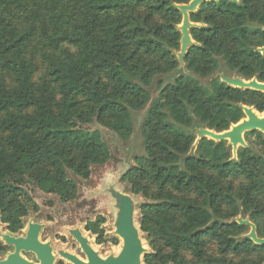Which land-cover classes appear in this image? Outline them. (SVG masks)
Here are the masks:
<instances>
[{
	"label": "trees",
	"instance_id": "obj_1",
	"mask_svg": "<svg viewBox=\"0 0 264 264\" xmlns=\"http://www.w3.org/2000/svg\"><path fill=\"white\" fill-rule=\"evenodd\" d=\"M4 1L0 0V6ZM189 1L42 0L58 24L45 29L48 44L58 47L69 42L77 46L75 55L64 51L61 59L49 65L48 74L61 94L54 110L36 96L29 65L23 58L22 48L36 29L8 28L5 9L0 11V71L11 73L16 83L13 91L0 90V108L16 111L2 123L7 135L0 146V222L6 230L18 232L28 212L38 211L21 188L24 177L42 193L54 194L65 203L75 200L78 193L76 183L66 176L67 170L87 180L91 166L108 162L109 148L100 133L82 130L78 124L90 123L95 117L122 141L130 138V110L142 109L150 101L146 88L154 76L178 66L175 53L181 35L176 27L181 14L173 5ZM129 6H148L150 11L145 15L126 11L122 17L125 23L121 19L99 20L100 14ZM151 15L161 21L152 24ZM189 19L204 25L189 29L194 45L187 49L183 62L190 72L208 77L216 72L217 58H221L226 68L241 78L255 77L264 83V53L257 51L264 47V0H238V4L210 0L190 13ZM247 23L257 26L248 27ZM124 37L135 49L155 55L161 63L146 64L134 58L137 50L125 51ZM156 87L159 93L149 102L140 126L146 156L135 158L136 166L121 178L128 181L133 195L161 201L139 206V227L147 236L155 230L172 254H144L143 264H183L181 250L191 253L195 259L192 264H232L226 253L256 251L258 259L251 264H261L264 256L257 246L238 238L245 227L228 221L238 213L234 198L224 200L231 206L228 213L222 212L219 182L222 177L244 175L248 185L240 199L252 202L256 195L264 196V170L257 162L250 165L248 149L238 153V161L230 159L223 142L212 146L203 139L198 147L200 155L185 156L195 140L188 128L228 130L243 118L240 105L264 112V94L228 87L219 78L204 87L185 75L166 85L158 80ZM106 115L109 119L103 120ZM256 134L264 144V137ZM54 142L65 145L59 148ZM148 181L159 191L155 198L150 197ZM167 188L177 193L192 191L195 197L180 200L168 192L163 194ZM241 206L247 207V203ZM104 223L102 216H96L85 226L97 236L98 244L104 242ZM209 241L216 242L218 257H205Z\"/></svg>",
	"mask_w": 264,
	"mask_h": 264
},
{
	"label": "rangeland",
	"instance_id": "obj_2",
	"mask_svg": "<svg viewBox=\"0 0 264 264\" xmlns=\"http://www.w3.org/2000/svg\"><path fill=\"white\" fill-rule=\"evenodd\" d=\"M2 5L3 6H0V11L4 12L5 9V14H7L8 16V28L22 29L24 27L32 26L34 29H36V31L34 32V36L22 48L23 58L29 65V69L31 71V79L36 96L45 101L50 109L54 110L61 94L59 86L52 81V78L48 74L49 65L54 61L61 59L64 55V51L67 54L75 55L77 52V46L69 42L61 43L58 47H52L48 44L45 29H52L55 25L58 24L53 21L51 13L49 12L46 4L42 2V0H5L4 4ZM130 10L135 11V13H138L140 15H145L146 13H148V11H150L148 6H129L128 8H123L119 12H112L106 15L100 14L99 20L108 21L109 19H121L122 23H125V20L122 18L123 14L124 12ZM150 18L152 24H157L161 21L160 17L157 15H151ZM249 26L256 27L255 24H249ZM201 27H204V25H201L198 28ZM123 44L125 51L135 49V47L131 45V42L126 37L123 38ZM134 58H137L141 62L146 64H154L158 62L161 63V61L158 60L155 55L143 53L139 50L135 52ZM217 60L219 64L217 71L205 78L199 77L190 72L186 68L184 62H182L181 65L178 63L177 68L173 71L154 76L150 86L146 88L149 94L150 101L156 98L159 93V89L156 87V82L158 80H161L163 85H166L172 82V80L177 76L185 75L197 80L200 85L207 87L212 79L219 78L220 75L231 78L237 77L235 72H230L224 66L221 58H217ZM98 75L102 81L106 82V78L103 76V74L100 73ZM15 89L16 83L13 75L6 71H0V90L13 91ZM80 100L82 104L85 103L84 99L80 98ZM149 102L142 109L130 110L132 134L127 141H122L121 139H119L114 132L98 123L95 117L91 118L90 123L78 124L79 128L82 130L98 131L100 133L102 141L109 148L110 158L104 165L91 166L90 177L87 180H82L73 175L72 172L68 170L66 171L67 178L73 180L78 187V193L75 200L63 203L54 194L42 193L37 188L36 184L30 179L24 177L23 180H21L22 190L38 208L37 212L29 211L27 216L22 219L24 226L23 231L25 233L26 225L29 222L38 223L41 225L42 229L39 235V239L41 241L48 240L49 242H51L55 259L54 264H56L57 261H59L58 259H60L57 254L59 251L67 253L72 252L85 260L84 255L80 253L78 247L76 248L75 245H77V243L71 237L69 231L72 229H78L84 237H89L90 241L92 242L91 244H93L94 237L91 236L90 233H85L84 226L86 221H93L96 216H102L105 219V223L101 226L104 231L105 241L99 246L92 245V248L96 252H98L99 256L101 257H106L109 254L115 255L118 253L121 246V240L113 234L114 215L113 209L111 208V204L113 202L106 194L103 193L104 189L108 185L107 183L112 182L116 183V186L121 193L130 196L135 203L134 221L136 227L139 229V236L142 244L146 249L145 254L158 253L160 256H167L168 254H172L171 249L165 245V242L161 239V237L155 230H153L151 236H147V234L141 232L139 227V206L142 204L155 205L161 203V201H158L156 199H147L142 197L141 195H133L131 193V188L128 181H121L122 175H124L129 169L136 166V163L134 161L135 158L140 159L146 156L142 145L140 126L143 118L145 117ZM15 112L16 111L11 108H0V146L4 145L7 135V132L4 130L2 123L9 114H15ZM108 119L109 117L108 115H106L103 120ZM195 129L188 128V130L192 132H194ZM203 139L214 143L213 140L205 137H201L198 139L195 135L194 143L190 147L189 152L185 157H197L198 155H200L201 152L199 151L198 147L200 141H202ZM245 142L247 145L251 146V149L248 151L251 157L250 165L255 166L257 162V165H260L261 169L264 170L263 158L260 156L261 153H256L255 151V149H258L257 147H255V138L246 136ZM53 144L58 145L59 148L65 145L64 143L57 144L56 142H54ZM213 145L214 144H212V146ZM66 149L68 150V148ZM239 149L240 148L238 147L235 155H233V153L231 152V147H226V151H230V159H232L233 161H238L237 155L238 153H240ZM182 161L183 160L180 161L179 167H182ZM221 179L222 180H220L219 182L221 184L219 189L221 192L220 196L222 197V212H229V206H231V202H226L224 200L227 199L228 196H230L235 199L234 202L237 205L238 213H240V215L237 217H232L228 219V221L230 222L237 218H245L243 216V213H241V203L245 200L240 198H244L243 189L248 185V180L244 175L241 174L232 175L231 177L226 176L222 177ZM147 184L150 197L155 198L159 193L158 189L150 181H148ZM167 192L170 193L173 197H176L180 200L193 199V197H195L193 192L188 190L177 193L173 189L167 188L162 191L163 194ZM256 197L257 199H259V201L264 199V196L256 195ZM20 233L22 234V232L20 231L19 233L15 234V236ZM0 234L10 235L6 230V225L2 224L1 222ZM238 238L245 239L243 236ZM218 256L219 252L217 250L216 242L209 241L206 244L205 257L213 258ZM0 257H2V255H0ZM26 257L32 259L30 255H26ZM225 257L232 264H251L258 259V253H256V251H248L239 254L229 252L226 253ZM179 258L183 264H192L195 261L191 253L186 250L180 251Z\"/></svg>",
	"mask_w": 264,
	"mask_h": 264
},
{
	"label": "water",
	"instance_id": "obj_3",
	"mask_svg": "<svg viewBox=\"0 0 264 264\" xmlns=\"http://www.w3.org/2000/svg\"><path fill=\"white\" fill-rule=\"evenodd\" d=\"M209 0H190L187 4L173 5L181 14V22L176 27L180 32V47L175 53L177 62L181 65L183 58L187 53V49L193 45V41L189 34L190 28H198L201 25L190 22L189 14L194 13L198 7ZM237 3V0H230ZM264 53V48L258 49ZM219 79L222 83L229 87L238 89H252L264 93V83L257 82L254 78L244 80L239 77H227L220 75ZM242 112L247 117L246 120L241 119L236 124L230 125L228 130L223 132H215L206 128L195 129L197 138L205 137L216 142L226 141L231 145L232 153L235 155L239 146L245 147L243 135L247 132L258 130L264 134V116L259 118L256 116L251 107L240 106ZM123 176V175H122ZM121 178V177H120ZM107 187L103 193L106 194L113 202V234L122 240V245L118 254H109L106 257L99 256L98 252L94 251L88 244V239L84 237L78 229L69 231L71 237L79 244L86 260L77 259L74 255L59 251L62 258L70 261L72 264H143L142 258L146 253V249L142 244L139 236V229L135 225L134 213L135 203L130 196L119 191L115 182L107 183ZM235 221L239 225H248L250 231L243 235L245 239L251 240L254 244L264 245V239L256 237L254 226L247 220L237 218L230 221ZM41 230V225L38 223L29 222L27 225L25 237H14L11 235H1L3 241L7 245L14 247V252L9 254L5 260L0 261V264H31L19 256V251H32L36 253L41 264H52L53 256L50 253V248L47 244L41 245L38 242V234Z\"/></svg>",
	"mask_w": 264,
	"mask_h": 264
},
{
	"label": "flooded vegetation",
	"instance_id": "obj_4",
	"mask_svg": "<svg viewBox=\"0 0 264 264\" xmlns=\"http://www.w3.org/2000/svg\"><path fill=\"white\" fill-rule=\"evenodd\" d=\"M210 1V0H209ZM215 1H217V0H215ZM228 1H230V0H228ZM206 2H208V1H206ZM206 2H204V3H206ZM230 2H232V1H230ZM204 3H202V4H204ZM232 3H234V2H232ZM201 4V5H202ZM235 4H238V0H237V3H235ZM200 5V6H201ZM248 25V27H251V26H249V24H255V23H247ZM256 26H257V24H255ZM261 48H264V47H261ZM258 49H260V48H257V51H258ZM259 52V51H258ZM259 53H261V52H259ZM261 54H263V53H261ZM185 57V56H184ZM223 61V60H222ZM224 63V62H223ZM224 66H225V64H224ZM218 67H219V64H218ZM226 67V66H225ZM218 69V68H217ZM217 71V70H216ZM231 72V71H230ZM236 73V72H235ZM236 75H237V77H239V78H241L240 76H238V74L236 73ZM256 81H257V79L255 78V77H253ZM253 78H251V79H253ZM242 79H244V78H242ZM251 79H244V80H251ZM219 81H220V79H219ZM221 82V81H220ZM257 82H259V81H257ZM222 83V82H221ZM260 83H263V82H260ZM224 84V83H223ZM226 85V84H225ZM227 86V85H226ZM229 87V86H228ZM233 88V87H232ZM238 89V88H237ZM241 90H251V91H255V90H252V89H241ZM255 92H260V91H255ZM260 93H262V94H264L263 92H260ZM240 106H247V105H240ZM247 107H251L253 110H254V112H255V114H256V116L257 117H259V118H262L263 116H264V112H258V111H256L255 110V108L253 107V106H247ZM241 108V107H240ZM242 110V109H241ZM243 113V112H242ZM242 119H244V120H246L247 119V117L244 115V113H243V118ZM256 132H259L263 137H264V134L263 133H261L260 131H258V130H254V131H250V132H247V133H245L244 135H243V139H244V142H245V137L246 136H251V137H254L255 138V142H256V146L255 147H257L258 149H255V151H256V153H261V157L263 158V163H264V144H261L260 143V138H259V136L256 134ZM214 143V145L215 144H217V143H225V149H226V147H231V145L229 146V144L226 142V141H222V142H216V141H213ZM245 147H243V146H239V150H240V152L243 150V149H248V151L251 149V146L250 145H247L246 144V142H245ZM231 152H232V148H231ZM228 153H229V156H230V151L228 150ZM244 202H246L247 203V207H242V212L241 213H243V216L245 217V218H241L242 220H247L248 222H250L253 226H254V228H255V234H256V237L257 238H260V239H264V199H262L261 201H259V199H257V200H254V201H252V202H250V200H245ZM250 202V203H249ZM240 215V213H237V215L235 216V217H237V216H239ZM95 219V218H94ZM88 221H86L85 222V226H86V223H87ZM239 225V224H238ZM27 226V225H26ZM85 226H84V231H85V233H90V235L91 236H93L94 237V240H93V244H91V245H95V246H99V245H101V244H98L97 242H96V240H97V236L96 235H94V234H92L91 232H89V231H87V230H85ZM240 226H243V227H245V230H244V232L241 234V236H243V235H245V234H247L249 231H250V227L248 226V225H240ZM24 227V226H23ZM23 227H22V229H20L18 232H15V233H11V232H9L8 230V233L10 234V235H14L15 236V234H17V233H19L20 231L22 232V234L20 233V234H18L17 236H15V237H25V233H26V231H25V233H24V231H23ZM42 229V228H41ZM40 233H41V230H40V232H39V234H38V242L41 244V245H44V244H47L48 245V247L50 248V253H51V255L53 256V262H52V264H54L55 263V259H54V254H53V249H52V246H51V242H49L48 240H46V241H41L40 239H39V235H40ZM24 235V236H23ZM103 238H104V235H103ZM90 239V238H89ZM246 240H248V241H250L251 242V244H253V245H255V246H257V251L259 252V254H261V256L263 255L264 256V245H257V244H254L251 240H249V239H246ZM104 241H105V238H104ZM76 242V241H75ZM77 243V242H76ZM92 243V242H91ZM104 243V242H103ZM88 244H89V246H90V242H89V240H88ZM76 246V248L78 247V249H79V251H80V253L81 254H83L84 255V258H85V260H86V257H85V254L83 253V251H82V249L80 248V246H79V244L77 243V245H75ZM91 247V246H90ZM93 247V246H92ZM91 247V248H92ZM9 248H10V250H9ZM93 249V248H92ZM94 250V249H93ZM12 252H14V247L13 246H11V245H7L2 239L0 240V255H2V257H0V261H2V260H5L6 259V257L9 255V254H11ZM67 253V252H66ZM58 254V256L60 257V259H58L59 261H57V263L56 264H72L70 261H67L66 259H64V258H62L61 256H60V254H59V252L57 253ZM68 254H71V255H74L76 258H79L80 260H82V261H84V259H82V258H80L79 256H77L76 254H74V253H72V252H68ZM26 255H30L31 257H32V259H29V258H27L26 257ZM19 256L22 258V259H24L25 261H27V262H29V263H31V264H41L40 263V260L37 258V256H36V253L35 252H32V251H24V250H20L19 251ZM62 259V260H61ZM261 264H264V262H262Z\"/></svg>",
	"mask_w": 264,
	"mask_h": 264
},
{
	"label": "bare ground",
	"instance_id": "obj_5",
	"mask_svg": "<svg viewBox=\"0 0 264 264\" xmlns=\"http://www.w3.org/2000/svg\"><path fill=\"white\" fill-rule=\"evenodd\" d=\"M27 225H28V223H27ZM26 229H27V226H26ZM113 231H114V229H113ZM1 235H6V234H0V237H1ZM88 240H89V242H90V246L92 247V245H91V241H90V239H89V237H86ZM118 238V237H117ZM1 239H2V237H1ZM3 240V239H2ZM121 240V239H120ZM121 245H122V240H121ZM120 248H121V246H120ZM95 251V250H94ZM120 251V250H119ZM119 251H118V253H119ZM117 253V254H118ZM71 255V254H70ZM77 259H79V258H77ZM80 260V259H79ZM85 262H87V260H84Z\"/></svg>",
	"mask_w": 264,
	"mask_h": 264
}]
</instances>
